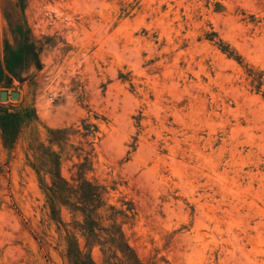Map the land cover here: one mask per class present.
<instances>
[{
  "label": "rangeland",
  "instance_id": "1",
  "mask_svg": "<svg viewBox=\"0 0 264 264\" xmlns=\"http://www.w3.org/2000/svg\"><path fill=\"white\" fill-rule=\"evenodd\" d=\"M0 264H264V0H0Z\"/></svg>",
  "mask_w": 264,
  "mask_h": 264
},
{
  "label": "water",
  "instance_id": "2",
  "mask_svg": "<svg viewBox=\"0 0 264 264\" xmlns=\"http://www.w3.org/2000/svg\"><path fill=\"white\" fill-rule=\"evenodd\" d=\"M8 98H9V94H8V92L3 91V92L1 93V100H2V101H5V100H7ZM10 98L13 99V100H15V99H19V98H20V94H19L18 92H12V93L10 94Z\"/></svg>",
  "mask_w": 264,
  "mask_h": 264
}]
</instances>
